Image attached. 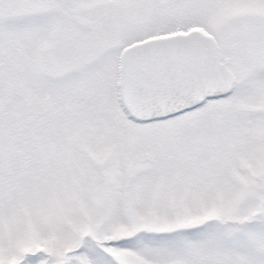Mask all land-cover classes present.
<instances>
[{"label": "snow or ice", "instance_id": "obj_1", "mask_svg": "<svg viewBox=\"0 0 264 264\" xmlns=\"http://www.w3.org/2000/svg\"><path fill=\"white\" fill-rule=\"evenodd\" d=\"M0 264H264V0H0Z\"/></svg>", "mask_w": 264, "mask_h": 264}]
</instances>
